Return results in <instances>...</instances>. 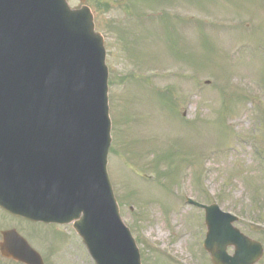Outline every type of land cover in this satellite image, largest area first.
<instances>
[{
    "label": "rangeland",
    "instance_id": "obj_1",
    "mask_svg": "<svg viewBox=\"0 0 264 264\" xmlns=\"http://www.w3.org/2000/svg\"><path fill=\"white\" fill-rule=\"evenodd\" d=\"M84 3L106 48L110 182L141 264H211L203 211L180 192L254 221L235 226L264 246V0ZM10 227L45 264H94L69 227L0 211Z\"/></svg>",
    "mask_w": 264,
    "mask_h": 264
},
{
    "label": "water",
    "instance_id": "obj_2",
    "mask_svg": "<svg viewBox=\"0 0 264 264\" xmlns=\"http://www.w3.org/2000/svg\"><path fill=\"white\" fill-rule=\"evenodd\" d=\"M43 2L46 9L36 16L20 12L17 24L7 22V32L17 35L21 46L9 40L1 48L0 121L14 124L13 129L6 128L8 131L51 132V150L60 154L52 158L53 166L39 162L35 171L27 166L28 170L21 167L10 173L0 172V206L14 215L45 222L68 221L84 212L74 226L81 232L96 264H139L137 252L126 231H122L111 204L105 171L109 121L101 44L89 29L87 21L91 22V18H86L84 10L68 13L62 3L65 0ZM0 3L11 10L14 0ZM14 70H20L24 77L40 82L51 92V97L39 106L51 109L50 115L35 121L14 102L18 95L9 90L13 85L4 88V78ZM32 92L42 96L39 87ZM20 117L25 125L16 124ZM87 135L92 136L86 140L90 143L83 141ZM43 168L51 172L45 173ZM21 169L26 173L18 172ZM215 219L220 220L216 216L212 223ZM228 221L215 225L213 243L205 245L212 263L253 264L262 254L260 245L231 231ZM2 236V256L26 264H43L14 230L4 231ZM229 242L235 244L233 256L225 250Z\"/></svg>",
    "mask_w": 264,
    "mask_h": 264
}]
</instances>
